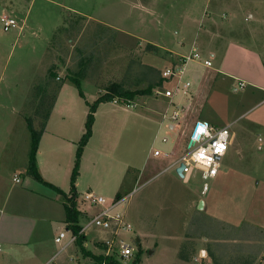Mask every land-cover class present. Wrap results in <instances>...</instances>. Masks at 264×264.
Returning a JSON list of instances; mask_svg holds the SVG:
<instances>
[{
    "label": "rangeland",
    "instance_id": "obj_1",
    "mask_svg": "<svg viewBox=\"0 0 264 264\" xmlns=\"http://www.w3.org/2000/svg\"><path fill=\"white\" fill-rule=\"evenodd\" d=\"M261 2L220 0L218 4H224V8L217 11L215 23L209 26L204 18L210 17V5L204 0H0V136L11 128L13 134L25 133L19 136L25 138L26 144V119L32 118L40 129L44 120L36 111L44 98L56 94L64 77L78 72L85 75L82 87L92 102L96 92L103 95V89L114 81H121L130 90L151 86L156 94L162 71L188 63L195 43L201 58H193L188 64L187 75L201 94L194 96L196 91L190 90L196 103L194 111L179 123L174 137L176 152L179 156L186 153L198 120L215 127L232 124L234 139L222 160L220 174L208 181L209 204L212 199L213 203L206 213L223 222L224 238L218 244L221 253L215 254L216 264H264V90L250 84L257 81L256 77H264V1ZM215 4L211 8L215 9ZM239 5L244 7L245 15L236 21ZM249 14L254 15L250 23L245 22ZM5 16L15 18L18 28L5 32ZM254 29L257 32L253 33ZM201 31H208L210 37L200 38ZM211 55L213 67L207 68L203 62ZM51 72L57 78H51ZM223 72L249 84L240 89L239 82ZM236 85L238 89L233 90ZM260 86L264 88V83ZM157 148L165 152L162 144ZM153 152L154 147L149 155V170L129 187L125 195H132L128 204L120 208L127 209L134 228L121 239L136 248L131 259L123 263L134 264L140 246L138 264H184L178 260L184 257L177 259L170 242L163 241L152 255L156 246L151 234L158 214L165 224L189 216L186 208L176 209L170 204L173 195L168 190L186 188L195 197L205 198L204 181L196 171L184 179L176 170L162 173L166 166L160 165L162 158L157 160ZM7 184L12 186L10 180ZM182 199L185 205L187 196ZM204 211L199 210L197 215ZM139 223L149 231V240L141 244L136 242ZM229 223L239 224L241 231L235 233ZM88 234L89 248L94 241L110 237V233L98 229ZM52 244L49 254L55 252ZM100 249V245L96 247V257L101 256ZM201 249L212 253L210 243ZM70 252L71 249L64 252L61 260L73 264L67 259ZM199 253L193 260L204 257ZM247 253L249 257L245 258ZM112 254L119 259V246ZM90 261L96 260L91 257Z\"/></svg>",
    "mask_w": 264,
    "mask_h": 264
},
{
    "label": "crops",
    "instance_id": "obj_2",
    "mask_svg": "<svg viewBox=\"0 0 264 264\" xmlns=\"http://www.w3.org/2000/svg\"><path fill=\"white\" fill-rule=\"evenodd\" d=\"M204 2L206 5H210L211 12L210 17L204 18V20L208 21L211 26L212 22L216 21L214 17L217 11L223 9L224 4L219 5L220 0H204ZM213 4H215L216 10L211 8ZM235 11H237L235 20H242L244 7L239 5ZM252 20H254L253 14L246 15L245 22L250 23ZM254 32L257 31L254 29ZM206 35L209 36L208 31H201L198 34L200 38ZM196 45L194 43L191 48L201 58V53ZM212 58L213 55L205 61L212 62ZM191 61L185 65L180 82L181 86L184 82H190L191 86L187 92L182 90L168 100L153 93L152 95L138 96L129 105L118 100L99 105L95 113L93 133L84 148L79 176L75 184L78 193L77 209L80 213L79 226H84L86 221L99 211V208H91L83 203V197L87 192H94L105 198L108 204L113 200H118L121 202L120 208L128 204L132 194L125 195V193L135 180L137 182L138 178L149 170V155L153 147L154 158L157 160L162 158L160 165L166 166L162 173L170 170H176L177 173L182 155L179 156V152H176L177 146L174 137L177 136L181 120H184L188 113L194 111L196 101L190 90L194 88L196 91L194 96L201 94L199 88L187 75L188 64ZM223 74L229 75L237 82L246 83V80L241 77L230 75L227 72H223ZM256 78L257 81L250 84L264 90L260 86L264 83V77ZM74 88L69 83L62 84L42 134L37 153L38 169L44 181L59 188L69 197L71 196V176L78 143L86 131L88 103L93 104L101 96L99 92H96L92 102L87 98L84 88L85 99L81 98L78 90ZM236 89H238L237 85L233 90ZM262 103L260 102V104ZM262 124L264 126V123ZM27 130L26 124L25 132H28L27 136H29L26 144L25 138L19 136L23 133L13 134L11 128L2 134L3 137L0 136V247L2 248L0 264H70L63 262L64 259L61 260L63 253L69 249H71L70 254L72 255L67 259L71 263L91 264V257L84 256L73 237L71 227L74 223L67 221L66 199L55 189L26 175L31 145V135ZM171 133H175V136H172ZM162 134L165 135L161 138ZM160 142H162L165 152L158 150L157 147L161 146ZM156 152H159V155H156ZM180 178L184 179L185 177ZM9 180L12 182L10 187L7 184ZM209 192L210 189L206 194H203L206 196L204 198L202 196L195 197L186 188L168 190V194L173 195L169 200L170 204H173L176 209L177 207L186 208L187 211L189 210V216L182 219L183 216L165 224V221L160 220L161 215L158 214L159 218L154 223L151 234L156 246L155 250L150 252L152 255L165 241L171 243L177 259L184 257L185 260L178 259L182 261L181 263L188 264L192 261L196 264L217 263L215 254L221 253L218 244H221L220 242L224 238L223 222L215 217L212 219L213 215L206 213L213 203L212 199L209 204L211 196ZM182 196L188 198L185 205H183ZM201 201L204 203L203 209H199ZM199 210H205L203 214L199 215L200 218L197 215ZM122 213L128 228L119 231L116 235L107 231L110 233V237L94 241L92 248H89L88 242V232L92 229L85 231L86 241L83 246L87 252L95 255L96 247L100 245V254L106 256L108 251L113 252L114 248H118V246L120 248L123 243L130 245L134 251L136 250L130 242L121 239L123 235L131 233L134 229L129 221L127 209ZM208 218L210 219L208 220ZM229 224L231 230L235 229V233L241 231L239 224ZM136 226V242L141 244L143 240L148 241L149 231L142 226V223ZM61 234L63 237L60 242H57L56 239ZM108 242L112 244L111 249ZM50 243L55 246L53 254H49ZM208 243L211 245L212 253L201 249ZM197 251L204 257L193 260ZM248 257L247 253L245 258Z\"/></svg>",
    "mask_w": 264,
    "mask_h": 264
},
{
    "label": "built area",
    "instance_id": "obj_3",
    "mask_svg": "<svg viewBox=\"0 0 264 264\" xmlns=\"http://www.w3.org/2000/svg\"><path fill=\"white\" fill-rule=\"evenodd\" d=\"M18 26L15 18L11 16L2 18V27L5 32L16 29ZM190 54L188 58L186 56L188 62L200 58L195 50L190 52ZM185 65L167 67L162 71L160 76L161 84L155 91L156 95L172 99L176 93L182 90L188 91L191 86L190 82H184L182 86L180 85ZM204 65L212 67L213 64L210 60H206L204 61ZM239 84L240 89L246 87V83L243 81H239ZM232 142V124L224 127H215L207 121L198 120L190 133L186 145V153L179 160L178 167L181 164L185 165L183 177L186 178L193 171L200 173L204 181L202 193L206 194L209 191L208 181L217 178L219 175L222 168V160L228 154ZM156 155H159V152H156ZM83 203L91 208H99V211L92 215L84 226L81 227L82 234L88 229H98L105 232L111 231L116 235L119 231L128 228V225L124 221V215L120 210V201L113 200L108 204L105 198L94 192H87L83 197ZM62 237L63 234L56 241L60 242ZM73 237L76 241V237L74 235ZM107 244L111 249L112 244L109 242ZM1 252L2 248L0 247ZM134 252V249L130 245L123 243L119 248L118 260L122 263L126 262L131 259ZM112 253L108 251L106 256L113 255Z\"/></svg>",
    "mask_w": 264,
    "mask_h": 264
},
{
    "label": "trees",
    "instance_id": "obj_4",
    "mask_svg": "<svg viewBox=\"0 0 264 264\" xmlns=\"http://www.w3.org/2000/svg\"><path fill=\"white\" fill-rule=\"evenodd\" d=\"M50 76L51 78H57V74L53 72L50 73ZM84 78H85V75L82 72H78L73 76L68 75L64 77V81L62 84H64L67 81L71 82L77 88L80 97L85 99V94H84L83 87H82V81L85 80ZM160 84H161V78L158 81L157 88L160 86ZM61 86L59 87L58 91L56 92L54 96L45 97L41 106L36 111V115L41 117L42 120H44L40 129L35 127L34 120L32 118L29 117L26 119L27 128L31 135L29 164H28L26 175L28 177H31L32 179H34L35 181L39 183L45 184L55 189L59 194H61L66 199L65 210L67 214V221L74 223V225H72L71 227V230L73 232V235L76 237V244L81 248V251L83 252L85 256L93 257L96 260L92 264H124L120 260L115 258L113 255H110V256L101 255L99 257H96L90 252H87L86 249L84 248L83 245H84V242L86 241V237L84 234L81 233L82 228L81 226L78 225V219H79L80 213L78 212V209H77L78 193L76 191L75 184L79 176L81 158L83 155L84 148L89 142L92 136V133H93L95 113L99 105L102 103L114 102L115 100H118L124 104L129 105L130 102H133L135 98L138 96L152 95L155 89L149 86L146 89L130 90L126 88V86L121 81L120 82L114 81L103 89L104 94L101 95L93 104L88 103L89 113H88V117H87V121L85 125L86 131L84 135L82 136L80 142L78 143L75 165H74L72 176H71V191H70L71 196L69 197L59 188L44 181V179L42 178L39 172L38 162H37V153L39 149V143H40L42 134L45 130L46 123L48 119L50 118V114L57 100L58 92ZM138 247H139V253L136 257V260L134 261V264H138L141 260L142 250L140 246Z\"/></svg>",
    "mask_w": 264,
    "mask_h": 264
},
{
    "label": "water",
    "instance_id": "obj_5",
    "mask_svg": "<svg viewBox=\"0 0 264 264\" xmlns=\"http://www.w3.org/2000/svg\"><path fill=\"white\" fill-rule=\"evenodd\" d=\"M185 169V165L181 164L178 168H177V174L180 177H183V170ZM204 203L203 201H201L200 205H199V209H203Z\"/></svg>",
    "mask_w": 264,
    "mask_h": 264
}]
</instances>
